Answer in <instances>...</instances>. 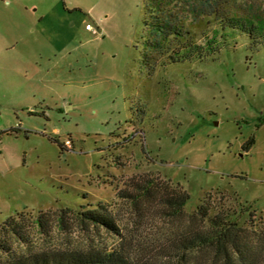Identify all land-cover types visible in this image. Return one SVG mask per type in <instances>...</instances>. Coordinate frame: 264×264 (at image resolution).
Masks as SVG:
<instances>
[{
	"label": "rangeland",
	"instance_id": "rangeland-1",
	"mask_svg": "<svg viewBox=\"0 0 264 264\" xmlns=\"http://www.w3.org/2000/svg\"><path fill=\"white\" fill-rule=\"evenodd\" d=\"M160 2L28 0L33 17V3L59 9L41 22L40 66L28 62V79L0 92V225L106 204L138 231L137 210L119 194L146 176L187 191L188 213L211 193L264 220V0H221V15H198L191 35L173 37L199 45L208 29L201 52L169 42L159 53L150 15ZM27 25L32 33L30 16ZM68 228L38 246L83 245L80 228Z\"/></svg>",
	"mask_w": 264,
	"mask_h": 264
},
{
	"label": "trees",
	"instance_id": "trees-1",
	"mask_svg": "<svg viewBox=\"0 0 264 264\" xmlns=\"http://www.w3.org/2000/svg\"><path fill=\"white\" fill-rule=\"evenodd\" d=\"M220 3L162 0L150 17L159 32L156 37L161 33L163 37L153 38L150 44L156 45L159 53L169 42L201 52L204 44L209 45L208 29L199 45L188 38L186 43L176 42L173 37L177 33L191 35L192 28L187 25L198 22V15H221L217 11ZM188 13L195 19L189 20ZM254 142L251 138L243 148L249 151ZM131 189L119 195L137 210L138 231L121 225L106 204L41 211L37 216L23 212L0 225V264H264V220L261 217L254 222L255 215L242 204L235 205L224 196L218 203L210 193L188 213L185 206L190 195L180 185L146 176L133 180ZM245 214L247 219L241 224ZM70 223L86 235L83 245L38 246L37 237L51 238L56 231L68 230ZM156 227L154 234L148 233ZM103 233L116 237L117 244L111 247L99 239Z\"/></svg>",
	"mask_w": 264,
	"mask_h": 264
},
{
	"label": "crops",
	"instance_id": "crops-1",
	"mask_svg": "<svg viewBox=\"0 0 264 264\" xmlns=\"http://www.w3.org/2000/svg\"><path fill=\"white\" fill-rule=\"evenodd\" d=\"M28 6V0H0V92L5 93V96L11 93L13 81L16 82L20 78L28 79L26 75L28 62L40 66L44 57V44L40 36L45 28L41 22L50 17L54 10L59 9L56 4L40 13L39 5L33 3L31 5V8H34L33 17L29 14L32 12ZM29 16L34 26L32 33L27 25ZM91 32L96 33L86 30V33ZM49 45L54 46L51 42ZM22 70H26L25 73ZM21 91L22 89L20 93Z\"/></svg>",
	"mask_w": 264,
	"mask_h": 264
},
{
	"label": "built area",
	"instance_id": "built-area-1",
	"mask_svg": "<svg viewBox=\"0 0 264 264\" xmlns=\"http://www.w3.org/2000/svg\"><path fill=\"white\" fill-rule=\"evenodd\" d=\"M86 30H89V31H94V28L91 24H87L86 25Z\"/></svg>",
	"mask_w": 264,
	"mask_h": 264
}]
</instances>
